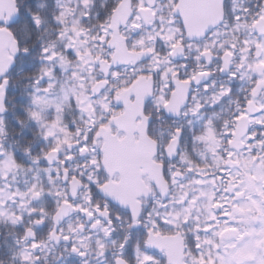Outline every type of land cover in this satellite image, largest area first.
Instances as JSON below:
<instances>
[{
	"label": "snow or ice",
	"instance_id": "snow-or-ice-1",
	"mask_svg": "<svg viewBox=\"0 0 264 264\" xmlns=\"http://www.w3.org/2000/svg\"><path fill=\"white\" fill-rule=\"evenodd\" d=\"M0 264H264V0H0Z\"/></svg>",
	"mask_w": 264,
	"mask_h": 264
}]
</instances>
